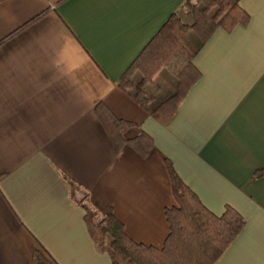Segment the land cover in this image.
Wrapping results in <instances>:
<instances>
[{"label": "crops", "instance_id": "0c3cea01", "mask_svg": "<svg viewBox=\"0 0 264 264\" xmlns=\"http://www.w3.org/2000/svg\"><path fill=\"white\" fill-rule=\"evenodd\" d=\"M183 2L0 0V264H31L34 247L48 264H112L83 204L160 248L176 204L166 162L213 214L245 219L214 264H264V0H239L248 22L214 29L172 116L117 84ZM161 73L153 106L174 91ZM100 103L133 123L124 138L145 134L152 148L116 150Z\"/></svg>", "mask_w": 264, "mask_h": 264}, {"label": "trees", "instance_id": "16d2710c", "mask_svg": "<svg viewBox=\"0 0 264 264\" xmlns=\"http://www.w3.org/2000/svg\"><path fill=\"white\" fill-rule=\"evenodd\" d=\"M238 1L184 0L178 10L191 14L193 24L183 23L178 10L172 12L120 76V89L150 113L172 116L198 79L193 57L214 29L231 30L248 22L249 17ZM162 71L172 78L174 91L153 106L158 91L154 76ZM95 113L116 150L127 144L145 155L152 148V141L145 134L124 138V131L133 123L115 117L103 104L96 106ZM166 166L176 204L165 208L169 233L160 248L132 240L112 211L98 216L93 208L83 204L95 245L109 255L112 264H214L244 226L245 219L231 206H226L219 216L213 214L169 162ZM31 264H48L44 253L36 247L32 248Z\"/></svg>", "mask_w": 264, "mask_h": 264}, {"label": "rangeland", "instance_id": "374dc122", "mask_svg": "<svg viewBox=\"0 0 264 264\" xmlns=\"http://www.w3.org/2000/svg\"><path fill=\"white\" fill-rule=\"evenodd\" d=\"M161 74H164V75H166V76H168L169 74L168 73H166V72H164V71H162V73Z\"/></svg>", "mask_w": 264, "mask_h": 264}]
</instances>
